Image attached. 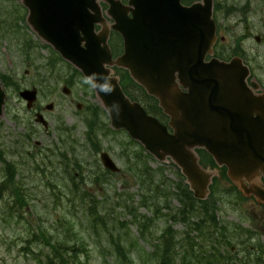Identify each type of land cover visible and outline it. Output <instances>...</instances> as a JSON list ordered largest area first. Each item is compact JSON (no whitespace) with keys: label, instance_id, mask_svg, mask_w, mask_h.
Instances as JSON below:
<instances>
[{"label":"rangeland","instance_id":"rangeland-1","mask_svg":"<svg viewBox=\"0 0 264 264\" xmlns=\"http://www.w3.org/2000/svg\"><path fill=\"white\" fill-rule=\"evenodd\" d=\"M20 4L0 0V77L11 78L6 87L0 80L8 96L0 118V149L17 168L13 193L19 190L22 197L11 206L15 202L12 191L0 190V264H42L48 251L32 238L42 232L48 238L54 235L53 241L78 245L81 259L88 264H125L116 243L123 245L134 264H159L160 239L169 227L176 237L175 264H226L230 258L228 264H264V206L238 197L221 170H210L217 178L210 197L217 203L210 209H216L218 226L210 227L205 236L176 216L184 209V199L177 197L181 179L175 167L144 161L153 170L162 169L167 178V188H162L159 197L146 194V186L134 172L137 161L133 158L132 171L125 165V156L139 151L128 147V135L109 129L104 114L96 121L94 109L100 102L92 88L31 31L24 20L27 11ZM260 50L264 54V46ZM50 62L55 70L47 67ZM68 80L71 94L65 96L63 81ZM32 87L40 91L35 109L43 110L50 125L47 132L35 123L34 111H28L19 97L20 90ZM49 103L54 105L50 112L45 110ZM101 152L111 155L120 173L104 172ZM75 163L80 167L74 169ZM5 171L0 161V181ZM76 186L79 192L73 191ZM194 199L193 208L200 211ZM93 211L99 215L96 226L91 223ZM187 239L195 244L196 252L185 245ZM227 239L232 244L226 245ZM27 250L33 254H26Z\"/></svg>","mask_w":264,"mask_h":264},{"label":"water","instance_id":"water-1","mask_svg":"<svg viewBox=\"0 0 264 264\" xmlns=\"http://www.w3.org/2000/svg\"><path fill=\"white\" fill-rule=\"evenodd\" d=\"M99 0H22L28 23L60 56L92 79L111 127L131 139L161 163L172 161L199 200L207 199L214 173L199 164L196 149H204L244 196L264 204V100L247 86L248 69L241 60H211L215 29L211 1L186 8L180 0H102L114 24L95 33L106 21ZM131 14V16H130ZM111 30L124 40V53L112 58L107 41ZM125 69L148 95L159 101L168 125L149 115L123 91L113 67ZM107 84L110 94L101 88ZM64 93H69L67 87ZM31 108L37 90L20 94ZM6 94L0 86V116ZM51 105L48 109H51ZM38 122L45 126L42 115ZM104 168L118 173L108 153Z\"/></svg>","mask_w":264,"mask_h":264},{"label":"trees","instance_id":"trees-1","mask_svg":"<svg viewBox=\"0 0 264 264\" xmlns=\"http://www.w3.org/2000/svg\"><path fill=\"white\" fill-rule=\"evenodd\" d=\"M115 52L119 53L120 51L115 49ZM50 66L52 67V69L55 68V65L51 64ZM121 81H122L123 89L127 93V95H129L133 100L139 101L145 107L148 113L152 114L153 116L158 117L161 121H165L166 118L163 115L161 109L158 107L157 101L154 98L148 96L141 87H138L137 85H135L134 82L131 80V78L128 76V74L122 75ZM132 90L134 92H132ZM139 95L142 96L144 100H141L139 98ZM95 113L97 116L96 121H99V119L102 120L101 115L104 114L106 116L105 112L100 107L95 108ZM94 121H95V118L94 120L90 121L91 130H92V124L94 123ZM130 145H133L135 152L139 151V153H135V155L133 156H128V155L125 156V158L127 159L125 165H128L127 168L129 169V171H132V166L130 165H131V162H133V158L137 161L138 169L136 171L134 170V172L141 179L142 185L146 186L144 188L146 194H152L153 198L156 199L157 197H159L161 191L164 190L162 188L163 187L167 188V178L165 177L164 173L161 172L162 169H160L159 171H156L150 168L149 165H148L149 167L146 166V163L144 161H147L148 159L153 160V158L144 151L143 147L139 143L129 139L128 147H130ZM198 153L201 157V162H203L207 166L215 167V163L213 159L205 151L198 150ZM0 161H2L5 164V169H6V171L3 172V177H1L2 181H0V190L5 189L6 191L10 189L13 191L14 187H16L15 185L16 183L15 177L17 175L16 169L12 164L8 163L2 157L1 154H0ZM148 164H149V161H148ZM75 166H78V164L75 163ZM178 174H179L178 176H180L181 183H179V186L176 187V189L179 192V195L177 194V197L180 199L181 198L184 199L182 202L183 203L182 206L184 207V209L180 211V213H177L176 216L177 218L184 219L185 222H187V225L189 226V228H193V230L198 232L199 234L203 232V235L207 236L206 235L207 230H209L210 227H212V229H217V226H218L216 212H215L216 209H210L215 206V203H217L216 200L212 202L210 201V197L213 193L214 184L211 187V195L209 199L206 201H197L200 203V206L202 208L200 211H196L193 208V205L196 204L192 200L194 199L193 195L191 191L188 189V186L184 183V178L180 174L179 170H178ZM223 175L225 176V169L223 170ZM16 191H17V195H15V198L17 199V201H19L20 198L22 197L19 196V190H16ZM74 191L78 192L80 190L76 186ZM85 193L87 194V192ZM143 196H144V193H143ZM24 201L25 200H22V202ZM143 201H145L144 206L149 205L148 200L143 199ZM157 209L158 208H156V210ZM90 215L92 217L91 223L93 224V226H96L99 222L98 212L93 211L90 213ZM191 219H195L196 221L191 223L190 222ZM209 235L211 237L213 236L212 233H210ZM175 238L176 237L174 236V233L172 232L170 227L165 229L162 232V237L160 239L161 244H162V249L160 252L159 264H175V250H176V246L174 243ZM228 244H230L229 239H227L226 241V245ZM185 245L189 247L191 252H196L195 244L192 242H189L188 239ZM115 246L117 247V250H118L117 253L123 256V260L124 258H126L124 260L125 264H134L129 258L126 257L127 255L124 253V250H123L124 247L122 244L116 243ZM51 247H52L51 252L46 258L47 259L46 264H88V262H85L81 259L80 250L78 248V245L76 244L75 246L72 247V246H68V244L65 245V244L60 243L59 245H52ZM196 259L198 260L199 258L197 257Z\"/></svg>","mask_w":264,"mask_h":264},{"label":"flooded vegetation","instance_id":"flooded-vegetation-1","mask_svg":"<svg viewBox=\"0 0 264 264\" xmlns=\"http://www.w3.org/2000/svg\"><path fill=\"white\" fill-rule=\"evenodd\" d=\"M202 2L181 0L185 7ZM211 4L217 38L213 55L207 56L206 61L241 59L250 69L249 85L252 82L256 85L251 87L253 94L264 99V54L260 50L264 46V0H211ZM100 28L98 26L97 30ZM113 34L111 32L110 39ZM259 184L264 187V180Z\"/></svg>","mask_w":264,"mask_h":264},{"label":"clouds","instance_id":"clouds-1","mask_svg":"<svg viewBox=\"0 0 264 264\" xmlns=\"http://www.w3.org/2000/svg\"><path fill=\"white\" fill-rule=\"evenodd\" d=\"M83 83L89 85L90 87L94 86V85H92V79L90 77L89 78H85ZM101 91H103L105 94H110L112 89L107 84H105L101 88Z\"/></svg>","mask_w":264,"mask_h":264}]
</instances>
